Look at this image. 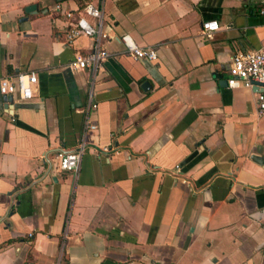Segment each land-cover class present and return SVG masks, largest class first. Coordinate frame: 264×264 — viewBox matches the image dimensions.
I'll return each mask as SVG.
<instances>
[{
    "label": "crops",
    "instance_id": "0c3cea01",
    "mask_svg": "<svg viewBox=\"0 0 264 264\" xmlns=\"http://www.w3.org/2000/svg\"><path fill=\"white\" fill-rule=\"evenodd\" d=\"M57 1L0 0V78L37 75L29 99L0 92V264H264V111L227 82L264 45V0H104L94 72L70 67L92 39L64 42Z\"/></svg>",
    "mask_w": 264,
    "mask_h": 264
},
{
    "label": "built area",
    "instance_id": "2783aa9c",
    "mask_svg": "<svg viewBox=\"0 0 264 264\" xmlns=\"http://www.w3.org/2000/svg\"><path fill=\"white\" fill-rule=\"evenodd\" d=\"M74 1V7L60 0L52 8L65 20L63 40L66 44H71L74 39L83 35L92 39L86 51L76 53L74 58L69 61L70 67L89 69L94 72L102 68L110 56V51L104 45V41L109 37L106 29L107 18L104 14V0ZM262 11L264 12V9ZM218 27L216 20L203 21L201 32L210 36L211 32ZM118 39L123 44L125 52L133 58L154 60L157 57L155 46L137 44L128 32L121 33ZM230 73L231 75L227 80L229 86H256L258 110L264 111V45L255 50L234 53L230 61ZM36 81L37 75L33 71L18 72L15 80L7 76L1 77L0 92L12 93L17 90L20 98L29 99L32 96V87ZM91 95L90 91L89 96ZM86 121L88 128H96V124L90 119L87 118ZM84 151L85 143L83 141L79 142L73 149H59L55 154V169L57 171L76 172L79 169Z\"/></svg>",
    "mask_w": 264,
    "mask_h": 264
},
{
    "label": "water",
    "instance_id": "95a60500",
    "mask_svg": "<svg viewBox=\"0 0 264 264\" xmlns=\"http://www.w3.org/2000/svg\"><path fill=\"white\" fill-rule=\"evenodd\" d=\"M35 7H36V4L32 3V4H29V5L26 6V10L29 12V11H31V9H33ZM146 84H147V82H144L143 86H145Z\"/></svg>",
    "mask_w": 264,
    "mask_h": 264
}]
</instances>
